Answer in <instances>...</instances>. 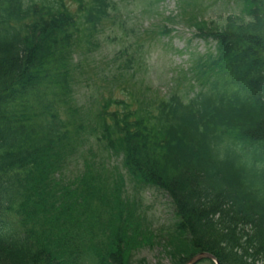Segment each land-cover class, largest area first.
I'll list each match as a JSON object with an SVG mask.
<instances>
[{"label": "trees", "instance_id": "obj_1", "mask_svg": "<svg viewBox=\"0 0 264 264\" xmlns=\"http://www.w3.org/2000/svg\"><path fill=\"white\" fill-rule=\"evenodd\" d=\"M241 1L224 24L193 21L214 51L186 72L192 95L135 108L110 98L87 128L70 97L72 51L97 47L115 2L0 0L1 263L148 264L133 254L156 235L127 190L156 186L176 217L164 230L170 264L201 251L220 264H264V0ZM96 142L121 148L137 185L103 181L93 159L77 185L62 183L69 157L81 146L94 156Z\"/></svg>", "mask_w": 264, "mask_h": 264}, {"label": "rangeland", "instance_id": "obj_2", "mask_svg": "<svg viewBox=\"0 0 264 264\" xmlns=\"http://www.w3.org/2000/svg\"><path fill=\"white\" fill-rule=\"evenodd\" d=\"M116 4L113 21L106 22L97 36L98 45L84 57L72 51V88L76 104L82 112L86 127L96 124L97 115L106 100H125L135 108L155 98H164L172 91L188 96L198 88L189 82L191 67L214 51V43L195 35V19L212 20L222 24L226 17L242 14L241 0H112ZM72 9L76 8L70 3ZM169 17V19H167ZM165 27L172 28L170 34L162 33ZM130 59L126 66V61ZM122 75L120 78L119 75ZM157 102L151 105L155 110ZM110 104L109 108H114ZM94 156L83 146L69 157L62 168V183L79 182L85 169L83 159L101 164L93 167L94 174L111 182L120 176L126 187L131 183L128 168L124 165V153L120 147L106 148L93 144ZM87 172V171H86ZM108 186H104V190ZM156 187V186H155ZM153 186L127 190L140 198L139 212L145 217L142 229L145 234L156 236L144 238L134 252V259L144 258L148 264H170L163 253L164 233L176 220L174 207L167 193ZM138 198V199H139ZM133 212L136 215L138 212ZM202 264H210L208 261Z\"/></svg>", "mask_w": 264, "mask_h": 264}, {"label": "water", "instance_id": "obj_3", "mask_svg": "<svg viewBox=\"0 0 264 264\" xmlns=\"http://www.w3.org/2000/svg\"><path fill=\"white\" fill-rule=\"evenodd\" d=\"M203 257H207V258H211V259H215V257L210 254V253H207V252H201L199 254H196L195 256H193L192 258H190L185 264H193L195 263L197 260L203 258ZM1 264V263H0ZM217 264H219L217 262Z\"/></svg>", "mask_w": 264, "mask_h": 264}]
</instances>
